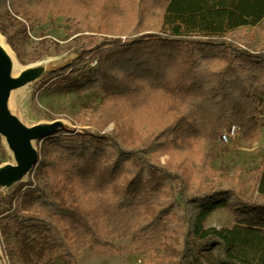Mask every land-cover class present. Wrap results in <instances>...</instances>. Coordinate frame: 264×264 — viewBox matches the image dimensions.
Returning <instances> with one entry per match:
<instances>
[{
  "label": "trees",
  "instance_id": "16d2710c",
  "mask_svg": "<svg viewBox=\"0 0 264 264\" xmlns=\"http://www.w3.org/2000/svg\"><path fill=\"white\" fill-rule=\"evenodd\" d=\"M126 3L130 16H117L124 22L110 28L103 23L109 16L96 14L91 0H0V32L18 57L23 21L61 15L78 29L92 28L95 38L100 32L102 40L82 50L80 60L45 80L98 98L88 105L97 127L118 117L153 132L130 147L58 129L41 138L52 147L42 161L46 185L75 199L64 192L57 200L34 186L25 213L14 210L18 195L8 197L0 226L12 232L23 264H41L45 256L75 264L86 248L121 253L125 246L116 240L128 236L135 249L153 256L146 264H264V155L252 176L254 195L236 184L189 193L178 170L144 156L215 141L232 124L244 141L260 137L264 51L240 49L227 35L264 23V0ZM219 208L230 211L231 225L205 227ZM156 248L165 253L158 256Z\"/></svg>",
  "mask_w": 264,
  "mask_h": 264
},
{
  "label": "rangeland",
  "instance_id": "374dc122",
  "mask_svg": "<svg viewBox=\"0 0 264 264\" xmlns=\"http://www.w3.org/2000/svg\"><path fill=\"white\" fill-rule=\"evenodd\" d=\"M67 1L73 3L75 0ZM91 1H94L92 8L96 14L102 13L104 16H109L107 21L103 20V23L107 22L110 28H113L116 22H124V20L115 21L117 16L120 18L130 16L132 5L126 3L128 0H101V3H99L100 0ZM146 5L147 3L144 8ZM147 10L143 13L148 16ZM17 19L22 20L20 16H17ZM23 23L25 24V36L19 48V57L0 32L1 39L9 47L11 75L18 77L23 72H29V78L9 92L7 107L12 114L28 127L55 125L58 130L66 133L78 132L103 136L122 143L126 147L145 144L150 139L153 132L148 128L140 129L127 125L118 117L111 119L102 128L93 125L92 122L96 120V117L93 111L88 109V105H96L98 98H94L90 93L79 94L75 90H63L52 86L51 79L45 80L50 71L80 60L82 50H87L102 40L100 32H97L99 35L95 38L93 36L96 33L92 28L78 29L61 15L48 14L41 21L34 19L23 21ZM99 23L101 22L98 21L96 24ZM14 25L22 29L18 22ZM246 34L247 30L236 29L227 35V40L232 38L235 46L251 53L264 51V23ZM94 63L95 60H92L90 65ZM261 118L263 120L261 135L251 142L244 141L240 137L237 127L231 138L227 141L222 140L220 135L227 130L224 128L219 132L215 141L192 140L188 149L160 150L152 154H144V156L178 170L189 193L208 191L219 184H236L242 192L254 195L252 176L260 166L264 155V111ZM32 144L38 152L37 162L21 180L0 186V214L7 213V200L12 195H18L14 210L27 212L31 207L34 186L43 189L49 197L57 200L62 199L64 192L69 195L70 199H75L68 190L63 192L64 187H62L64 189L55 190L45 183L47 172L42 161L45 153L52 148L48 141L37 139L32 140ZM14 162L13 154L2 138L0 166ZM231 223L230 211L226 208H219L206 217L204 226L222 227L229 226ZM131 237L116 240L117 244L125 246L121 253H108L86 248L75 264H146L144 261L153 256L147 250L135 249V244L130 242ZM15 248L16 243L12 232L7 227L0 226V264H23ZM156 253L159 256L164 254L165 250L156 248ZM41 264H67V262L45 256Z\"/></svg>",
  "mask_w": 264,
  "mask_h": 264
},
{
  "label": "water",
  "instance_id": "95a60500",
  "mask_svg": "<svg viewBox=\"0 0 264 264\" xmlns=\"http://www.w3.org/2000/svg\"><path fill=\"white\" fill-rule=\"evenodd\" d=\"M28 78L29 72H23L18 77L11 75L10 58L0 47V136L15 160L0 166V186L10 185L28 174L38 157L32 140L49 136L58 129L55 125L28 127L9 111L7 99L10 90L22 85Z\"/></svg>",
  "mask_w": 264,
  "mask_h": 264
},
{
  "label": "built area",
  "instance_id": "2783aa9c",
  "mask_svg": "<svg viewBox=\"0 0 264 264\" xmlns=\"http://www.w3.org/2000/svg\"><path fill=\"white\" fill-rule=\"evenodd\" d=\"M236 132V126L234 124L230 125L225 132H223L220 137L222 140L227 141L228 138H231Z\"/></svg>",
  "mask_w": 264,
  "mask_h": 264
},
{
  "label": "bare ground",
  "instance_id": "6f19581e",
  "mask_svg": "<svg viewBox=\"0 0 264 264\" xmlns=\"http://www.w3.org/2000/svg\"><path fill=\"white\" fill-rule=\"evenodd\" d=\"M0 47L4 50L6 54L9 53V47L8 45L1 39L0 37Z\"/></svg>",
  "mask_w": 264,
  "mask_h": 264
}]
</instances>
